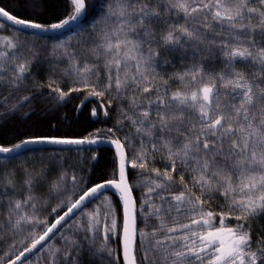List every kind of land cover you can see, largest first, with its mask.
Wrapping results in <instances>:
<instances>
[{
    "label": "snow or ice",
    "instance_id": "snow-or-ice-1",
    "mask_svg": "<svg viewBox=\"0 0 264 264\" xmlns=\"http://www.w3.org/2000/svg\"><path fill=\"white\" fill-rule=\"evenodd\" d=\"M0 264H264V0H0Z\"/></svg>",
    "mask_w": 264,
    "mask_h": 264
},
{
    "label": "trees",
    "instance_id": "trees-1",
    "mask_svg": "<svg viewBox=\"0 0 264 264\" xmlns=\"http://www.w3.org/2000/svg\"><path fill=\"white\" fill-rule=\"evenodd\" d=\"M3 3L9 4L10 6L15 2V0H2ZM101 0H92L93 3V12L96 11L100 4ZM58 7H62V2L57 5ZM41 75H43V70H41ZM95 101H91L88 105V107H91V103H94ZM79 103L78 99H72L68 101V103L60 108L57 112H55V117L57 120H61L63 117H67L66 119L62 120L59 131L65 132V131H71L74 133H81L85 129L90 130L94 127H103L101 123L95 118H88L87 109H85L83 112L79 114V119H74V117L77 116L74 106ZM102 153V161L110 156L109 148L103 147V148H97L94 149ZM159 166V165H158Z\"/></svg>",
    "mask_w": 264,
    "mask_h": 264
},
{
    "label": "water",
    "instance_id": "water-1",
    "mask_svg": "<svg viewBox=\"0 0 264 264\" xmlns=\"http://www.w3.org/2000/svg\"><path fill=\"white\" fill-rule=\"evenodd\" d=\"M95 120V118H93ZM85 148H88V147H92L93 149H97V148H103V147H106V148H110L109 145L107 144H101V145H98V146H84Z\"/></svg>",
    "mask_w": 264,
    "mask_h": 264
}]
</instances>
